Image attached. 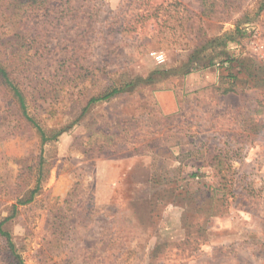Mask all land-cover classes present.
Masks as SVG:
<instances>
[{"label":"rangeland","instance_id":"obj_1","mask_svg":"<svg viewBox=\"0 0 264 264\" xmlns=\"http://www.w3.org/2000/svg\"><path fill=\"white\" fill-rule=\"evenodd\" d=\"M261 2L0 0V55L61 131L42 143L0 85V222L17 204L3 228L24 264H264ZM203 43L215 63L183 73Z\"/></svg>","mask_w":264,"mask_h":264},{"label":"trees","instance_id":"obj_2","mask_svg":"<svg viewBox=\"0 0 264 264\" xmlns=\"http://www.w3.org/2000/svg\"><path fill=\"white\" fill-rule=\"evenodd\" d=\"M24 1L28 0H11V4H14L15 6L20 5ZM37 1V0H32ZM264 8V0H262L259 10H262ZM21 34L15 35L17 39H13L15 45L12 46L13 50L20 54V41ZM23 37V34L21 35ZM224 37H217L214 39H210L208 44H220L223 43ZM207 49V45L203 43L201 46H198L194 50H192L188 61L183 65L182 68H185L183 73L191 72L197 68L200 67H207L209 65H212L215 63L216 56L215 55H209V56H202V53ZM16 66L13 69H10V66L8 63H6V60L0 55V85L2 86L3 90L9 97V103L13 105L14 109H16L17 113L27 122V124H30L31 126L35 127L41 136L42 143L47 142L48 140L52 139L53 137L57 136L61 131H56L53 134H48L46 130L39 124V122L36 120V118L29 114L28 112V95L29 92H26V90L23 88V78L22 73L20 71H17L15 74L13 71L17 70L19 68V64L16 62ZM166 73V72H164ZM153 74L149 75L146 78H138L137 80H127L121 83L111 82L109 85H106L102 91L98 92L97 94H93L87 99V104L83 108V113L87 111L88 107L92 103H96L99 101H107L114 97L117 94L121 93H127L132 91L137 85L141 83L151 82L153 81ZM255 81H259V85H264V78L261 79L260 77L255 79ZM255 85H258L256 83ZM264 88V86H263ZM260 93L263 95L262 99H260L261 105L264 106V90H261ZM39 165L40 167V174L37 178V185L35 188L30 192V197L25 200H20L19 204H26L30 202L36 193L40 189L41 185V179H42V161H40ZM17 210V204L14 206L13 214L7 218H5L2 222H0V235L5 238L6 241V251L9 253V260L12 264H24L23 259L21 255L17 252L16 245L12 239L11 234L6 231L3 228V224L10 219Z\"/></svg>","mask_w":264,"mask_h":264},{"label":"crops","instance_id":"obj_3","mask_svg":"<svg viewBox=\"0 0 264 264\" xmlns=\"http://www.w3.org/2000/svg\"><path fill=\"white\" fill-rule=\"evenodd\" d=\"M151 193V190L148 188V191L144 194V197H148Z\"/></svg>","mask_w":264,"mask_h":264},{"label":"built area","instance_id":"obj_4","mask_svg":"<svg viewBox=\"0 0 264 264\" xmlns=\"http://www.w3.org/2000/svg\"><path fill=\"white\" fill-rule=\"evenodd\" d=\"M158 58H159V60H162V59H163V56H162V55H160V56H158Z\"/></svg>","mask_w":264,"mask_h":264}]
</instances>
